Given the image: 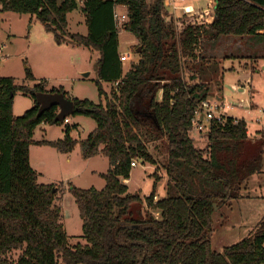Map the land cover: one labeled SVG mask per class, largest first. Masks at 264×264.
<instances>
[{
	"label": "trees",
	"instance_id": "1",
	"mask_svg": "<svg viewBox=\"0 0 264 264\" xmlns=\"http://www.w3.org/2000/svg\"><path fill=\"white\" fill-rule=\"evenodd\" d=\"M0 5L3 11L36 15L58 44L97 51L95 82L101 97L104 82H118L103 104L71 98L62 87L48 90L45 81L29 86L0 76V264H264V217L240 241L222 250L212 243L214 204L240 198L242 186L262 171L264 150L250 157L247 149L251 143L264 148V129L252 138L246 120L229 115L210 121L206 149L191 136L196 109L211 95L200 68L205 39L264 35V0H211L208 8L182 15H174L165 0H0ZM118 5L128 13L121 27L140 41V59L126 74ZM79 7L87 33L68 36V14ZM18 90L36 101L21 116L14 113ZM43 91L73 99V115L94 118L96 128L78 141L67 124L64 138L36 141L39 124L64 123L55 120L57 106L39 114L36 93ZM149 140L167 142L170 177L167 195L155 201V183L145 207L125 180L133 159L154 162ZM78 143L83 158L102 152L110 164L102 189L69 185L83 220L79 236L84 244H72L56 187L39 182L30 159L32 144L68 153ZM14 250L21 251L16 260L8 256Z\"/></svg>",
	"mask_w": 264,
	"mask_h": 264
},
{
	"label": "rangeland",
	"instance_id": "2",
	"mask_svg": "<svg viewBox=\"0 0 264 264\" xmlns=\"http://www.w3.org/2000/svg\"><path fill=\"white\" fill-rule=\"evenodd\" d=\"M151 1V0H149ZM184 1V0H183ZM194 5V9H205L211 0H185ZM82 0H79L81 3ZM183 13L179 11L178 15ZM66 34L87 33L85 16L79 8L68 14ZM121 54L129 53L123 61L124 74L138 63L140 59V41L130 31L120 27ZM201 62L202 79L210 85V99L213 103H221L225 107L224 119L229 115L243 118L247 122L248 135L258 136L264 129V38L257 36L223 35L217 41H206ZM138 47V48H137ZM99 53L85 46L70 43L58 44L54 34L48 32L36 15L21 14L1 10L0 5V76H10L20 85L34 86L45 81L48 90L62 87L71 98L90 99L95 103L112 99L115 83H103L105 95L101 97L98 86L96 61ZM191 64V63H190ZM246 69L251 70L248 74ZM31 71L34 79L28 77ZM254 71V72H252ZM89 73L88 76L84 75ZM162 99V91L159 92ZM36 104L35 99L18 90L14 101V113L21 116ZM253 105V106H252ZM235 115V116H234ZM69 121L61 124H39L34 131V139L58 140L64 138L65 127L73 129L71 135L78 141L86 139L97 122L85 115H70ZM199 129L194 124L191 136L198 148L206 149L207 133L210 122ZM77 123L79 125H77ZM77 125V128L74 127ZM258 138V137H256ZM167 141V140H166ZM147 147L154 155V162H140L133 167L131 177L126 181L132 193H139L147 207V197L152 194L156 183L157 199L167 195L169 174L168 145L165 140L146 141ZM264 148L261 144L251 143L247 149L250 157L258 155ZM264 156V153H263ZM32 166L42 173L41 183H53L60 196L58 203L62 206V222L71 237L72 244L86 243L79 235L83 234V220L74 195L69 185L82 188L92 186L102 189L105 186L104 174L109 169V159L100 152L94 158L85 159L81 154L80 143L72 153H63L55 147L32 145L30 148ZM261 172L256 173L241 188V197L227 203H215L214 226L212 236L213 247L222 250L224 246L236 243L255 230L264 217V160ZM156 217L161 212L152 209ZM21 251L14 250L8 256L16 260Z\"/></svg>",
	"mask_w": 264,
	"mask_h": 264
},
{
	"label": "built area",
	"instance_id": "3",
	"mask_svg": "<svg viewBox=\"0 0 264 264\" xmlns=\"http://www.w3.org/2000/svg\"><path fill=\"white\" fill-rule=\"evenodd\" d=\"M165 3L169 10H171L174 15H178L179 11L184 13H190L193 12L194 5L190 3H185L183 0H165ZM121 5H118L115 9V19L117 21V24L119 27L122 26V24L128 20V13L126 11H122L120 9ZM129 53H123L121 54V60L125 61L128 59ZM115 84L118 85V82ZM264 107H262L260 110L262 111ZM225 107L218 102H212L210 99L203 100L201 104L196 109L194 118H193V126L194 124L198 123L199 129L203 130L205 125L202 121H211L212 119H217L219 121H224L225 119L223 116V111H225ZM66 122L69 121V118L65 119ZM141 162L140 159H133L132 166L135 167Z\"/></svg>",
	"mask_w": 264,
	"mask_h": 264
},
{
	"label": "water",
	"instance_id": "4",
	"mask_svg": "<svg viewBox=\"0 0 264 264\" xmlns=\"http://www.w3.org/2000/svg\"><path fill=\"white\" fill-rule=\"evenodd\" d=\"M84 75L88 76L89 73H85ZM36 100L37 103L39 104V114H42L44 111L50 109L53 106L58 107V114L55 117V120L57 122H63L70 115L74 114L75 111L74 100L68 98L62 92H52V91L37 92Z\"/></svg>",
	"mask_w": 264,
	"mask_h": 264
},
{
	"label": "crops",
	"instance_id": "5",
	"mask_svg": "<svg viewBox=\"0 0 264 264\" xmlns=\"http://www.w3.org/2000/svg\"><path fill=\"white\" fill-rule=\"evenodd\" d=\"M184 2L185 3H189V2H186L185 0H184ZM120 9H123V7L121 6L120 7ZM260 33H264V30H261L260 31ZM239 36V35H238ZM257 37H260V38H264V35H259V36H257ZM240 38L242 39V38H244V36H240ZM120 40V39H119ZM119 49H120V52H122V50H121V45L119 46ZM246 71H248V74L249 75H252L250 72H251V70H248V69H246ZM253 106V105H252ZM235 116V115H234ZM240 118V117H239ZM77 125H79L78 123H77ZM36 141L38 140V141H40V140H43V139H35ZM44 140H49V139H44ZM32 145H34V144H32ZM32 145H31V147H32ZM37 145H39V146H47L46 144H37ZM73 151V150H72ZM72 151L71 152H68L67 154H69V153H72ZM82 154V153H81ZM97 155H99V154H97ZM97 155H95V156H93V157H90V158H87V159H91V158H94V157H96ZM109 168H110V166H109ZM132 173V172H131ZM42 173H40V175H41ZM131 177V176H130ZM128 179H126L125 180V182L127 181Z\"/></svg>",
	"mask_w": 264,
	"mask_h": 264
}]
</instances>
